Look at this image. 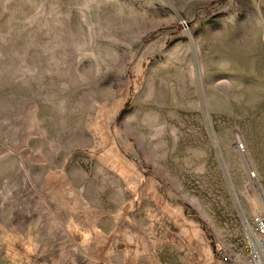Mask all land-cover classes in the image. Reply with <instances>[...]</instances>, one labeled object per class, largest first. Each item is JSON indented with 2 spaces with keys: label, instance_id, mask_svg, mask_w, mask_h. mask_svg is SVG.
Listing matches in <instances>:
<instances>
[{
  "label": "rangeland",
  "instance_id": "obj_1",
  "mask_svg": "<svg viewBox=\"0 0 264 264\" xmlns=\"http://www.w3.org/2000/svg\"><path fill=\"white\" fill-rule=\"evenodd\" d=\"M264 216V0H0V264H248Z\"/></svg>",
  "mask_w": 264,
  "mask_h": 264
},
{
  "label": "built area",
  "instance_id": "obj_2",
  "mask_svg": "<svg viewBox=\"0 0 264 264\" xmlns=\"http://www.w3.org/2000/svg\"><path fill=\"white\" fill-rule=\"evenodd\" d=\"M247 262L264 264V216L258 214L252 222L246 220Z\"/></svg>",
  "mask_w": 264,
  "mask_h": 264
}]
</instances>
